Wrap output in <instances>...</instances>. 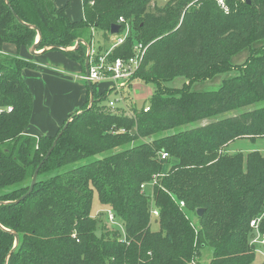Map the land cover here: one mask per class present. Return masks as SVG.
Listing matches in <instances>:
<instances>
[{
  "label": "trees",
  "instance_id": "trees-1",
  "mask_svg": "<svg viewBox=\"0 0 264 264\" xmlns=\"http://www.w3.org/2000/svg\"><path fill=\"white\" fill-rule=\"evenodd\" d=\"M248 1L227 0L223 12L213 0H82L83 18L71 21L67 6L51 0H0V52L37 42L36 51H60L86 74L92 32L104 54L116 24L126 37L107 60L128 59L143 44L134 79L155 90L149 106L124 99L112 111V90L91 82L90 103L83 81L85 102L69 122L32 137L33 99L21 72L34 65L0 55V264H202L205 249L209 264H258L264 152L226 150L237 139H264V0ZM231 71L214 91L192 89ZM177 78L181 88L167 86ZM94 196L120 227L91 214Z\"/></svg>",
  "mask_w": 264,
  "mask_h": 264
},
{
  "label": "crops",
  "instance_id": "crops-1",
  "mask_svg": "<svg viewBox=\"0 0 264 264\" xmlns=\"http://www.w3.org/2000/svg\"><path fill=\"white\" fill-rule=\"evenodd\" d=\"M51 1L57 8L67 6L66 13L71 21L83 18L82 0ZM20 49L23 52L20 53ZM20 49L5 45L0 55L17 56L34 65L33 69L25 68L21 72L33 99L32 115L25 132L32 137L53 136L85 102L86 84L80 80L84 71L60 51L31 55L30 50ZM110 87L104 82L96 88L98 92H104Z\"/></svg>",
  "mask_w": 264,
  "mask_h": 264
},
{
  "label": "rangeland",
  "instance_id": "rangeland-1",
  "mask_svg": "<svg viewBox=\"0 0 264 264\" xmlns=\"http://www.w3.org/2000/svg\"><path fill=\"white\" fill-rule=\"evenodd\" d=\"M227 9H228V4H227ZM223 12H227V10ZM92 34H93L92 36L93 40H91L92 44L94 46H97V44L100 45L101 34L97 32H92ZM122 34L117 35V36L116 35L111 36L110 41L108 42L107 45L108 46L115 45L118 42L119 38L122 37ZM96 40H97V44H96ZM81 43L84 44L83 42ZM73 49H74L73 46L68 48V50H73ZM19 52L20 53L23 52L22 49H20ZM36 53H39V51H36ZM240 55L241 56H238L235 59H233V62L235 66L237 67L241 65L242 62L244 61L246 53L244 55L243 53ZM234 74H235V71H231L230 73H228V75H225V74L220 75L219 77H217V79H215V81L195 83L192 89L194 91H199V92L214 91L218 88V86L216 85H218L223 78H225L226 76L234 75ZM180 81H182V84ZM216 81L218 84H214ZM183 83H184V80L182 78H177L173 82L168 83L167 86L174 87V88H181ZM154 92L155 90L151 84L145 83L144 81L139 80V79H133L132 81L129 82V84L126 87L122 88L119 92H115V93L112 92L108 96V99L109 101H114L116 106H121L124 102V99H126L127 101H130L131 103L135 104L137 108H142L143 105L149 106L151 96L154 94ZM221 117L222 116H220L219 118ZM206 123L207 121H203L201 122V125H205ZM226 150L229 153L235 152V151L242 152L243 154H246L251 151H258L262 153L264 152V139L260 138L254 141H251L248 139H237L231 142L229 146L226 148ZM105 213H106V208L101 206L97 200V197L94 196L92 200L91 214L94 217H97L100 223H104ZM188 216L190 217L191 222L193 221V223L195 224L197 221V217H195L193 214H188ZM107 225L109 227V230L120 227L119 225L118 226L111 225L109 223H107ZM118 230H119L120 235H123V230L122 229H118ZM254 235H255V239H254L255 242H252V243L255 244L256 246L255 262L258 264H264V243H261L262 236L264 235V233L260 234L259 232L254 230ZM211 253L212 252L209 249H205L201 251L200 253L201 262L200 263L209 264Z\"/></svg>",
  "mask_w": 264,
  "mask_h": 264
},
{
  "label": "built area",
  "instance_id": "built-area-1",
  "mask_svg": "<svg viewBox=\"0 0 264 264\" xmlns=\"http://www.w3.org/2000/svg\"><path fill=\"white\" fill-rule=\"evenodd\" d=\"M163 2H167L170 0H162ZM222 10H227V0H213ZM124 20L122 18L118 19L117 24H123ZM126 30L125 33L122 34V37L119 38L118 42L110 46L109 50L104 54H99L97 52L96 46L93 44L89 47L87 46V59H88V72L87 74H83L80 76L81 81L85 82H95V83H104L109 82L110 84V90H112L113 93L119 92L122 88L126 87L130 81L134 79V75L137 72V70L140 67L143 55L145 53V48L143 44L138 43L133 48V55L128 59H116L114 61L109 62L107 60V56L109 52L122 44L126 37ZM115 36V35H114ZM117 36V35H116ZM97 44V43H96ZM1 54V52H0ZM124 102L122 104V107H124ZM109 108L112 111L116 110V104L114 101H110L108 103ZM125 108V107H124ZM8 111L11 109L8 108ZM144 112L148 111V107H145L143 109ZM130 114V113H129ZM131 115V114H130ZM168 157L167 154L163 153L161 155V159L164 160ZM155 183V179H153V184ZM141 189L144 188V185H141ZM152 198V197H151ZM179 208L183 209L185 206L182 202H179ZM107 214V220L108 223L111 225H116V221L114 218L113 213L110 210L106 211ZM150 217L151 219L158 217V211L154 210L153 208H150ZM259 220L252 221L250 223V227L256 228L258 226ZM191 225L194 226V223L191 222ZM263 243L264 241V235L262 236ZM255 242V241H253Z\"/></svg>",
  "mask_w": 264,
  "mask_h": 264
},
{
  "label": "water",
  "instance_id": "water-1",
  "mask_svg": "<svg viewBox=\"0 0 264 264\" xmlns=\"http://www.w3.org/2000/svg\"><path fill=\"white\" fill-rule=\"evenodd\" d=\"M246 3L249 4V1L246 0ZM17 19H18V18H17ZM18 20H19V19H18ZM119 30H120L119 25L114 24V25H112L111 28H110V34H111V35H117L118 32H119ZM37 32H38V31H37ZM37 41H39V33H38ZM36 43H37V42H36ZM36 43L34 44V46H33V47L31 48V50H30L31 55H38L39 53H41V52L36 53ZM79 43H81V40H78V41H77L76 46H77ZM84 70H85V73L87 74V72H88V59H87V58H86V60H85V64H84ZM87 86L89 87V92H90V103H92V101H93V90H92V88H91V82L88 81V82H87ZM68 122H69V121H68ZM68 122L66 123V125L68 124ZM66 125H65V126H66ZM54 145H55V142L53 143L52 147L48 150V152H47V154H46V156H45L44 159H46L47 156L50 154V152H51L52 148L54 147ZM41 165H42V163L38 166V168L35 170V172H34V174H33V177H32L31 184H30L29 190H28V192H27V195L32 191V189H33V187H34V185H35L36 177H37V174H38V170H39V168H40ZM21 199H22V198H21ZM202 214H203V210H202V209H198V210L196 211V216H197V217H201ZM13 235H14V238H15L14 245L16 246V244H17V242H18V236H17V234H15V233H13ZM263 243H264V241H263ZM11 252H12V251H11Z\"/></svg>",
  "mask_w": 264,
  "mask_h": 264
}]
</instances>
